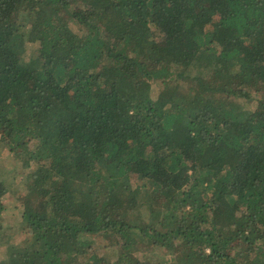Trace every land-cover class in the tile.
Listing matches in <instances>:
<instances>
[{
	"label": "trees",
	"instance_id": "trees-1",
	"mask_svg": "<svg viewBox=\"0 0 264 264\" xmlns=\"http://www.w3.org/2000/svg\"><path fill=\"white\" fill-rule=\"evenodd\" d=\"M3 147L0 264H264V0H0Z\"/></svg>",
	"mask_w": 264,
	"mask_h": 264
},
{
	"label": "rangeland",
	"instance_id": "rangeland-1",
	"mask_svg": "<svg viewBox=\"0 0 264 264\" xmlns=\"http://www.w3.org/2000/svg\"><path fill=\"white\" fill-rule=\"evenodd\" d=\"M11 150L3 147L0 150V183L10 184L19 182L24 176V170L19 160H11Z\"/></svg>",
	"mask_w": 264,
	"mask_h": 264
}]
</instances>
